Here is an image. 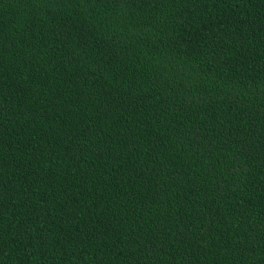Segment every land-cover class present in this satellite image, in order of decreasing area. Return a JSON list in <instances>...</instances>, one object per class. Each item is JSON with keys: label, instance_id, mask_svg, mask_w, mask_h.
Instances as JSON below:
<instances>
[{"label": "trees", "instance_id": "16d2710c", "mask_svg": "<svg viewBox=\"0 0 264 264\" xmlns=\"http://www.w3.org/2000/svg\"><path fill=\"white\" fill-rule=\"evenodd\" d=\"M0 264H264V0H0Z\"/></svg>", "mask_w": 264, "mask_h": 264}]
</instances>
